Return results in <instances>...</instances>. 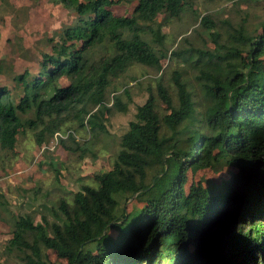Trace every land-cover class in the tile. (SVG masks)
Returning a JSON list of instances; mask_svg holds the SVG:
<instances>
[{
  "label": "trees",
  "instance_id": "obj_1",
  "mask_svg": "<svg viewBox=\"0 0 264 264\" xmlns=\"http://www.w3.org/2000/svg\"><path fill=\"white\" fill-rule=\"evenodd\" d=\"M62 2L76 24L41 57L37 72L13 78L17 102L0 87V148L13 150L27 127L39 143L56 137L66 150H80L74 134L62 138L60 128L73 117L91 133L103 131L107 89L129 66H159L166 58L183 66L171 84L156 85L167 113L150 94L121 136L112 168L71 201L60 198L51 209L55 221L11 214L7 249L22 264H62L45 250L67 264H264V21L255 34L240 21L221 40L214 21L198 15L213 47L190 44L166 54L156 49L165 38L157 18L167 25L184 12L195 15L192 0H137L125 15L114 12L119 0ZM111 99L121 106L119 95ZM201 170L223 171L219 183L186 187L188 172ZM130 200L141 206L129 209Z\"/></svg>",
  "mask_w": 264,
  "mask_h": 264
},
{
  "label": "rangeland",
  "instance_id": "obj_2",
  "mask_svg": "<svg viewBox=\"0 0 264 264\" xmlns=\"http://www.w3.org/2000/svg\"><path fill=\"white\" fill-rule=\"evenodd\" d=\"M114 6L117 15L132 12L137 0H119ZM195 15L182 13L178 19L164 25L162 16L161 33L165 38L156 49L166 54L188 47H213L208 31L198 27V15L208 16L216 25L221 40L243 21L249 34L260 32L264 21V0H192ZM77 16L72 9L63 5L62 0H0V87H7L12 100L17 102L21 88L13 78L24 71L31 73L39 69V61L45 54L52 53V46L61 41L63 30L76 24ZM186 38L187 41H183ZM156 45V44H154ZM183 64L178 59H163L159 66L134 63L118 78L111 81L107 89L108 112L100 117L103 131L90 130L71 117L59 130V136L66 138L73 133L80 150L70 151L62 147L56 137L46 136L39 143L36 131L22 128L17 134L13 150L0 148V264H22L15 253L7 249L11 238V214L29 215L36 223L45 217L51 223L55 217L51 209L60 198L72 200L73 193L84 184L94 185L93 177L112 168L119 150L121 136L128 131L134 120L136 108L143 104L150 94L156 97V107L161 114L167 113L165 105L156 96V85L160 80L171 84L170 75ZM197 72L189 70L188 79L197 85ZM66 85L65 80L61 81ZM126 90V92H124ZM119 95L121 106L114 107L111 96ZM200 103L201 100L196 97ZM200 110V107H198ZM30 115H20L26 119ZM73 149L75 146L67 141ZM156 170L149 172L148 180ZM223 171L201 170L196 175L188 172V183L201 181L204 185L219 183ZM140 207L133 200L127 202ZM112 233H114L112 231ZM49 259L58 260L57 255L45 250Z\"/></svg>",
  "mask_w": 264,
  "mask_h": 264
}]
</instances>
